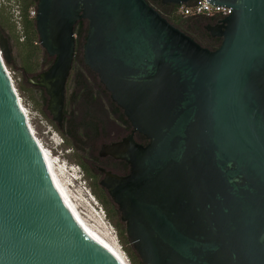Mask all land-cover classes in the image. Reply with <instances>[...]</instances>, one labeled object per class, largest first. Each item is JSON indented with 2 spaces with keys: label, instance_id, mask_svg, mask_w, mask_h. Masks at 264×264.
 Masks as SVG:
<instances>
[{
  "label": "water",
  "instance_id": "obj_1",
  "mask_svg": "<svg viewBox=\"0 0 264 264\" xmlns=\"http://www.w3.org/2000/svg\"><path fill=\"white\" fill-rule=\"evenodd\" d=\"M207 1L232 10L204 25L215 49L147 0L36 3L53 61L28 82L45 90L52 119L60 126L84 20L83 62L147 139L102 145L99 156L128 163L125 176L95 166L143 264H264V0ZM10 52L0 32V264H123L58 191L4 64Z\"/></svg>",
  "mask_w": 264,
  "mask_h": 264
},
{
  "label": "rangeland",
  "instance_id": "obj_2",
  "mask_svg": "<svg viewBox=\"0 0 264 264\" xmlns=\"http://www.w3.org/2000/svg\"><path fill=\"white\" fill-rule=\"evenodd\" d=\"M28 1L32 4L28 10L29 15L30 11L36 7L37 0ZM22 2L23 0H0V29L2 30V34L4 36L8 35L11 26L13 27L11 30L14 33L9 40L11 50L10 61H5L1 54L4 64L12 77L14 87L23 107L25 108V112L28 116L35 137L44 149H46L48 154L50 153L47 148L51 149L54 153L59 154V162L55 158H52L51 155H49V157L52 159L60 185L65 191L72 207L77 213H79L85 222L87 221V224H91L90 226L94 230H98L97 232L104 234L103 236L110 241L117 250H119V243L116 241L118 232L114 223H117L119 228L123 231H125V223L121 221L115 203L91 183L89 175L81 165L80 152L76 149L75 145L73 146L72 140H69L68 138L70 143L68 145L66 144L65 147L56 145L55 142H57V140L59 141V137L62 135L61 133H58L55 126L49 121L50 115L47 111L48 96L42 88L28 82V78L47 69L51 65L53 57L49 56L40 45L37 32L30 36V40L34 47L32 49V54L28 53L29 46L24 44L26 39L24 37L19 11V5ZM174 15L177 17V21L182 18L177 12H175ZM86 30V21L83 22V25L79 30L76 31V28L74 29L75 54L70 74L74 73L79 75L81 73L85 74L87 72H93L83 62V43L86 36ZM193 33L201 41L203 40L198 31H193ZM78 75H70L68 83L69 91L74 88H95L102 86L99 83L97 75L94 79L77 80L76 78ZM52 130L57 132L58 137L54 135ZM52 136L55 137V142H53ZM65 148H70L71 151L67 152ZM69 166L73 168L69 169ZM94 191L100 195L104 204L98 196H96ZM106 207L110 211V218L107 215ZM120 249L121 251L119 250V252L126 261L123 254L124 250L123 248Z\"/></svg>",
  "mask_w": 264,
  "mask_h": 264
},
{
  "label": "flooded vegetation",
  "instance_id": "obj_3",
  "mask_svg": "<svg viewBox=\"0 0 264 264\" xmlns=\"http://www.w3.org/2000/svg\"><path fill=\"white\" fill-rule=\"evenodd\" d=\"M218 21L211 19L209 24H215ZM203 31L209 34L205 27ZM70 75L77 76L78 74H70L69 72L66 80L63 117L60 126L58 121L52 119V115L48 110L47 99V111L49 112L50 120L58 133L66 135L69 140L73 141V146L75 145L76 149L79 150L81 165L89 175L91 183L113 201L107 188L100 184L106 174L96 167L103 169L104 172L121 177L128 173L129 165L124 159L114 158L113 155L108 153L104 156H99L102 145L120 142L131 134L134 141L139 144H145L147 139L142 133L133 130L123 109L112 100L110 91L100 80L99 83L102 85L100 87L74 88L69 91ZM96 75L95 72L81 73L76 79H94ZM52 131L57 135L55 130ZM59 139L62 146L65 147L63 137L60 136ZM65 149L68 152L71 151L70 148Z\"/></svg>",
  "mask_w": 264,
  "mask_h": 264
},
{
  "label": "trees",
  "instance_id": "obj_4",
  "mask_svg": "<svg viewBox=\"0 0 264 264\" xmlns=\"http://www.w3.org/2000/svg\"><path fill=\"white\" fill-rule=\"evenodd\" d=\"M148 3H150L153 7H155L168 21L173 23L175 26H177L180 30H182L184 33L192 37L195 41H197L200 45L207 47L209 49H215L218 47L220 43V38L217 37H211L209 34L205 33L204 25L209 24V21L211 19H207L203 16H197V17H187V18H180L177 21V17H175V9L177 6L171 5V4H162L161 0H147ZM32 6L31 2L28 0H23V2L19 5V11L21 16V21L23 25V33L25 37V43L29 46V54H32L33 52V43L30 40V36L36 32L35 29V23L34 18L30 17L28 15V10ZM36 9V7L34 8ZM30 17V18H29ZM84 20L78 21L75 28L76 31L81 28L83 25ZM13 27L11 26L9 29L8 35H6L8 42L11 39V37L14 35L13 31L11 30ZM74 28V29H75ZM193 31H198L202 41L194 35ZM0 32L2 33V30L0 29ZM50 123L52 121L49 119ZM53 124V123H52ZM64 137L65 145L69 144V140L66 137V135L62 134ZM147 141V140H146ZM94 193L98 198L101 200V202L104 204L103 200L100 198V195L97 194L95 191ZM118 210V209H117ZM107 215L109 218L111 217L109 209L106 207ZM114 225L117 227L118 232V240L120 245L122 246L127 258L129 259L130 264H143L139 258V255L136 253L132 243L126 236V232L119 228L117 223H114Z\"/></svg>",
  "mask_w": 264,
  "mask_h": 264
},
{
  "label": "built area",
  "instance_id": "obj_5",
  "mask_svg": "<svg viewBox=\"0 0 264 264\" xmlns=\"http://www.w3.org/2000/svg\"><path fill=\"white\" fill-rule=\"evenodd\" d=\"M175 6H177L175 12H177L182 18L203 16L207 19L220 20L232 12L230 7L224 5H213L207 0H191L187 3H182ZM35 14L36 9H33L30 11L29 16L34 18ZM116 241L119 243L118 238H116ZM118 246L119 249L122 248L120 243ZM123 254L127 263L130 264L129 259L127 258L124 251Z\"/></svg>",
  "mask_w": 264,
  "mask_h": 264
},
{
  "label": "bare ground",
  "instance_id": "obj_6",
  "mask_svg": "<svg viewBox=\"0 0 264 264\" xmlns=\"http://www.w3.org/2000/svg\"><path fill=\"white\" fill-rule=\"evenodd\" d=\"M6 69H7V68H6ZM8 74L10 75L9 71H8ZM10 78L12 79L11 76H10ZM12 82H13V81H12ZM17 94H18V93H17ZM18 99H19V101H20L19 95H18ZM20 105H21V107H22V109H23V111H24V113H25V115H26V118H27V120H28V123H29L30 129H31V131H32V133H33V130H32V128H31V124H30V122H29L28 116H27V114H26V112H25V108L23 107L21 101H20ZM33 135H34V133H33ZM34 138L36 139L38 145L40 146V149H41L42 152H43V155H44L45 160H46V162H47V165H48V168H49L50 174H51V176H52V179H53V181H54V183H55V185H56L58 191L60 192L62 198L64 199L65 203L67 204V206H68L69 209L71 210V212H72V214L74 215V217L77 219V221L80 223V225H81V226H82L87 232H89V233H93V234H97V235H99L101 238H103V239H104V240H105V241H106V242H107V243H108V244L114 249V251L117 253V255L119 256V258H120V260L122 261V263H123V264H127V262L124 260L123 256H122L121 253L119 252V250L121 251V249L117 250V248H116V247H115L110 241H108V240L103 236L104 234H101L100 232H97L98 230H97V231L94 230V229L90 226L91 224H90V225L87 224V221L85 222V221L83 220V218L79 215V213H77V211L72 207V205H71V203H70V201H69V199H68V197H67L65 191L62 189V187H61V185H60V182H59V179H58V177H57V173H56V168H55V166H54V164H53V162H52V159L49 157L50 154L47 153L46 149H44V147L40 144V142L37 140V138L35 137V135H34ZM105 228L107 229L106 226H105Z\"/></svg>",
  "mask_w": 264,
  "mask_h": 264
},
{
  "label": "clouds",
  "instance_id": "obj_7",
  "mask_svg": "<svg viewBox=\"0 0 264 264\" xmlns=\"http://www.w3.org/2000/svg\"><path fill=\"white\" fill-rule=\"evenodd\" d=\"M54 135H56V133H54ZM57 136V135H56ZM52 139L54 140V142H55V137H53L52 136ZM57 140V139H56ZM56 143V145H61L62 146V144H61V141H60V139H59V141L57 140V142H55ZM63 147V146H62ZM66 151L68 152V150L66 149ZM57 154V153H56ZM58 156H59V154H57ZM73 166V165H72ZM71 169L73 168V167H71V166H69Z\"/></svg>",
  "mask_w": 264,
  "mask_h": 264
}]
</instances>
